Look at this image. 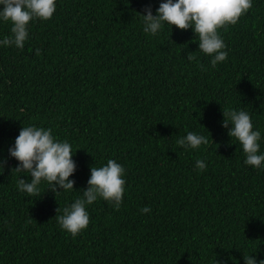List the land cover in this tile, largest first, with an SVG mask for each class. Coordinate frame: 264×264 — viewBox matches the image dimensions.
<instances>
[{
  "label": "trees",
  "instance_id": "obj_1",
  "mask_svg": "<svg viewBox=\"0 0 264 264\" xmlns=\"http://www.w3.org/2000/svg\"><path fill=\"white\" fill-rule=\"evenodd\" d=\"M161 2L56 0L50 20L30 21L23 49L0 44V264L264 260V165L245 164L222 126V110L248 112L264 154V0L218 30L228 57L215 68L192 28L143 31L141 13L150 4L155 15ZM11 27L0 20V41ZM23 125L70 143L73 190L55 193L42 181L41 197L19 191L18 180L31 177L13 170L19 161L8 149ZM189 131L208 144L177 145ZM109 159L125 169L121 207L98 198L73 238L56 216L82 197L91 167Z\"/></svg>",
  "mask_w": 264,
  "mask_h": 264
},
{
  "label": "clouds",
  "instance_id": "obj_2",
  "mask_svg": "<svg viewBox=\"0 0 264 264\" xmlns=\"http://www.w3.org/2000/svg\"><path fill=\"white\" fill-rule=\"evenodd\" d=\"M0 20L11 22V35L4 37L0 44L15 46L23 49L29 38L28 25L34 19L50 20L56 11V0H0ZM252 7V0H162L153 15L151 5H147L142 14L143 31L157 35L165 23L175 25L180 30L192 28L198 49L211 58L213 68L218 63L227 60L226 44L218 31L226 29L228 25H235L240 17ZM40 54V49L36 50ZM189 62L195 61L201 68L198 57L188 52ZM222 126L228 129V135L236 138L242 146L246 159L245 164L255 168L264 165V154L260 153L261 131L253 129V122L248 112L243 109H224ZM231 124V128H229ZM184 148L198 149L207 145L208 139L204 135L189 131L186 136L176 141ZM9 155L19 164L13 169L16 172L30 174V182L19 179L17 188L29 197H41L42 181L48 184L47 190L55 193L74 189L75 181L69 177L76 171L73 160V151L67 140L60 141L52 134V130L35 125L24 126L15 138L14 146L8 149ZM4 161H0L3 165ZM196 168L204 171L207 165L203 160L196 161ZM124 167L114 159H109L106 165L91 167V175L87 181V188L83 190L82 197L75 199L63 214L56 216L61 229L75 238L89 225L90 219L87 206L93 204L98 198L113 205L119 210L125 192ZM60 189L57 191V189ZM60 212L59 207L56 213ZM142 213H150L151 208L145 206ZM245 264H257L255 256L244 255ZM259 264H264L260 260Z\"/></svg>",
  "mask_w": 264,
  "mask_h": 264
}]
</instances>
